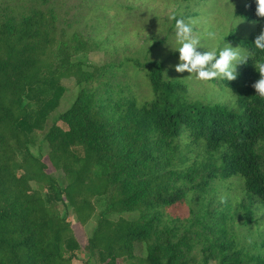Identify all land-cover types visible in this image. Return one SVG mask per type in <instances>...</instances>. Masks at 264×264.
I'll return each mask as SVG.
<instances>
[{"label":"trees","instance_id":"obj_1","mask_svg":"<svg viewBox=\"0 0 264 264\" xmlns=\"http://www.w3.org/2000/svg\"><path fill=\"white\" fill-rule=\"evenodd\" d=\"M26 1L0 0V264H74L82 247L70 209L93 226L85 248L100 264H194L197 245L202 264H264V254L230 239L223 215L207 211L187 227L168 213L219 179L239 180L249 205H264V98L252 87L254 62L264 60L259 34L226 38L254 53L235 81L213 80L233 94L230 104L191 99L160 63L145 67V97L120 81L130 77L123 64L76 59L108 46L99 42L106 20L66 14L65 22L55 0ZM236 16L264 30L255 1ZM65 79L76 81L77 97L46 132L43 155L33 137L59 108ZM193 149L219 154V164L189 163ZM245 212L250 222L251 207Z\"/></svg>","mask_w":264,"mask_h":264},{"label":"rangeland","instance_id":"obj_2","mask_svg":"<svg viewBox=\"0 0 264 264\" xmlns=\"http://www.w3.org/2000/svg\"><path fill=\"white\" fill-rule=\"evenodd\" d=\"M64 10L60 16L65 22L72 17L65 15H76L89 17L90 23L106 20V25L101 32L99 42H107L106 48L96 47L89 52L81 53L76 58L86 64L103 66L105 64H123L130 77L121 78L123 84L133 83L139 90L140 95L148 97L151 92L147 83L146 65L160 63L164 67L165 78L171 81L181 80L188 85L189 97L193 100H200L205 104H230L234 101L232 93L221 88L218 83L201 82L193 79H186L190 74L177 73L175 65L179 63V53L173 51L175 44V20L184 19L190 23L194 30L201 36V42L205 47L215 48L217 54L227 44L237 48L232 42H226V38L233 34L239 38H248L252 34H260L262 31L254 24H250L236 16L246 4L255 0H194L183 2L180 0H55ZM28 5L26 0H21ZM65 5V6H64ZM101 8L107 10L103 13ZM89 33V29L86 28ZM215 34V40L210 34ZM198 51H207L206 48H199ZM243 52V51H242ZM240 65V64H239ZM66 93L61 104L48 121L44 133H37L33 137L34 149L41 148L45 155L48 152L44 137L49 128L57 122L58 117L68 110L77 97L78 87L74 79L63 81ZM58 125L66 128V125L59 122ZM194 154L192 163L196 160L201 167L210 164H219V154L207 155L205 152L197 154V149L192 150ZM189 152L186 150L178 155V164H183L181 156ZM191 164V165H192ZM57 174V173H56ZM100 204H97L95 216L100 212ZM247 206L251 207L253 217L250 222L245 212ZM207 211L214 214V220L220 219L223 215L228 221L230 239L234 238L248 248L252 253L264 254V205L253 202L249 205L248 197L244 193L239 180H216L212 188L207 189L204 194L198 195L191 192L187 200L168 209L174 221L179 220L180 224L190 226L196 218ZM128 219L136 218V213L124 214ZM95 217V218H96ZM222 217V218H223ZM69 218L72 221L75 235L82 247L74 264H100L97 256H91L86 251L88 236L93 231V226L88 224L82 226L70 209ZM221 218V221H222ZM95 222V219L91 222ZM175 222V223H179ZM213 220H209L213 224ZM93 225V224H92ZM215 227V226H213ZM220 227H215V229ZM201 230V229H200ZM218 236V235H217ZM202 245H197L192 256L196 259L194 264H202ZM137 253L144 255L141 248ZM214 264V263H212Z\"/></svg>","mask_w":264,"mask_h":264},{"label":"clouds","instance_id":"obj_3","mask_svg":"<svg viewBox=\"0 0 264 264\" xmlns=\"http://www.w3.org/2000/svg\"><path fill=\"white\" fill-rule=\"evenodd\" d=\"M256 15L264 18V0H255ZM175 20L174 39L177 47H171L173 51L179 53V63L175 65L177 73H189L186 79H195L201 82H210L216 79L235 81L238 78L237 65L245 64L251 59L253 52L243 51L241 47L233 48L227 44L219 53L215 48L205 47L201 42V36L194 30L190 23L184 19ZM215 40V34H210ZM254 47L256 50L264 52V30L255 38ZM199 48H206L207 51H198ZM255 68L259 73V79L253 83L252 87L261 98H264V60L255 61Z\"/></svg>","mask_w":264,"mask_h":264}]
</instances>
